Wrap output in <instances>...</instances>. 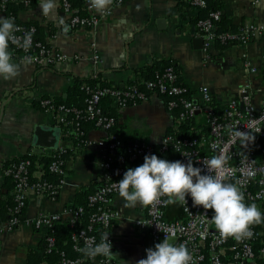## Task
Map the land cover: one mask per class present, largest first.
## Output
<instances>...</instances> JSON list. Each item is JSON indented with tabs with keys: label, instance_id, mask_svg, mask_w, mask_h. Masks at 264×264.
<instances>
[{
	"label": "crops",
	"instance_id": "crops-1",
	"mask_svg": "<svg viewBox=\"0 0 264 264\" xmlns=\"http://www.w3.org/2000/svg\"><path fill=\"white\" fill-rule=\"evenodd\" d=\"M214 1L231 29L254 21L264 24V0ZM201 10L191 0H108L102 10H94L102 16L100 24L87 27L68 23L70 15L61 0H54L48 11L42 9L41 0H31L29 6L20 5L16 14L19 22L35 25L42 41L80 58L51 66L25 63L9 44L12 60L19 68L11 79L0 76V200L13 195V181L4 172L8 164L29 152L43 157L55 149L33 144L39 124L59 127V147L71 152L57 200L30 192L23 220L42 211L63 213L75 206L80 190L100 187L103 151L98 141L106 132L89 127L87 142L76 147L69 133L57 123L55 114L42 105L46 97L67 98L78 77L128 88L146 80L136 73L137 69L167 60L178 67L180 82L190 87L196 97L202 85L208 86L218 108H223L246 83H251L254 101L259 104L264 97V37L226 46L213 40L206 47L204 34L197 25ZM86 12L91 13L87 8ZM148 93L146 99L134 105L119 108L109 103L119 114V135L126 146L160 145L167 129L175 126L176 116L168 109L167 99L155 91ZM35 175L39 176V171ZM112 203L122 215L111 227L115 243L112 258L115 264H137L146 257L145 250L155 246L150 229L139 225L147 215L148 204L133 205L120 194L113 196ZM167 217H183L179 201L170 199ZM46 235L47 230H37L26 223L12 231H0V264H27L31 252L45 247Z\"/></svg>",
	"mask_w": 264,
	"mask_h": 264
},
{
	"label": "built area",
	"instance_id": "built-area-1",
	"mask_svg": "<svg viewBox=\"0 0 264 264\" xmlns=\"http://www.w3.org/2000/svg\"><path fill=\"white\" fill-rule=\"evenodd\" d=\"M16 2L29 6L31 0H0V16L6 10L7 3ZM64 10L70 15L68 23L73 26L96 27L100 24L102 16L94 12L97 8L92 5V0H85L86 8L90 14L82 15L74 13L71 0H61ZM195 8L203 9L208 5L207 0H191ZM105 14V13H104ZM103 14V15H104ZM14 18L17 25L15 35L22 38L25 32L32 33L31 47L24 49L17 44L11 43L13 48L21 55L30 57L31 63L51 66L59 62L75 61L78 55H68L57 50L36 38L37 27L32 24L25 25ZM221 18L220 10H209L206 17L197 21L198 27L205 37V46L215 39H220L223 44L240 42L246 44L251 40L264 37V24L259 22H248L240 29H229L217 31V21ZM95 60L98 55L95 54ZM255 71V68H252ZM179 73L172 65L156 80H144L140 84H134L127 89H112L109 87L86 86L89 97L86 99L85 110L76 107L60 105L57 109L50 98L42 100L46 110L55 114L56 120L65 121V115L69 112L75 114L74 131L80 135L85 134L81 128L83 117L94 120L95 124L106 132L99 139L98 145L103 151L102 161V183L97 191L88 196V206L92 211L88 215L86 226L80 225V221L88 211L83 205L66 209L63 213L42 211L33 218L23 220V210L28 205L30 192L38 196H44L52 201L58 198L59 188L63 181L67 160L63 158L65 147L54 149L50 154L53 156L49 163V170L61 178L57 183L42 179V171L37 176V181L32 180L31 156L29 152L26 157L12 162L5 167V174L10 177L13 185L14 205L9 207L10 217L6 220L0 219V231H12L21 223L33 226L37 230H47L67 216L72 227L71 239L74 249L81 252L87 244L98 243L108 235L114 249V237L111 232L112 223L122 215L114 208L113 196L119 194L118 180L126 171L125 163L128 159L134 160L145 154L155 153V146L147 143L126 146L122 137L113 130L117 119L113 115L106 114L100 107L103 96L110 95L113 103L121 108L122 101L126 97L146 99L148 90L158 92L167 99V107L170 110L178 109V118L185 119L194 116L197 112L205 117L209 127V137L199 140L190 137H174L166 135L161 143L160 150H166L169 143L179 154L178 160L187 161L190 158L194 165H206L207 159L214 155L222 154L227 157L224 172L225 180L238 183L245 195V202H255L264 211V154L257 152L256 138L263 140L264 145V97L260 103L254 101L251 83L244 84L238 94L232 97L223 108L215 105L214 97L208 86L199 88L198 97L192 93L190 87L180 82ZM144 88V89H143ZM57 111V112H56ZM237 130L247 132V136H238ZM38 157H41L38 155ZM159 157V156H158ZM119 162V163H116ZM170 196L164 194L147 205V215L139 221L141 227H148L151 231L154 244L162 239L185 243L192 253L193 260L190 264H202L209 258V264H264V223L250 226L253 235L237 239L235 236H224L216 228L211 219L212 209H204L202 205H195L190 196L186 200H180L183 217L170 220L167 217V209ZM98 229L101 232L98 233ZM45 245L48 252L55 247V237L47 234ZM230 249L231 255H227ZM64 264H115L112 256L96 257L77 256L69 257L62 252ZM46 264V263H43Z\"/></svg>",
	"mask_w": 264,
	"mask_h": 264
},
{
	"label": "clouds",
	"instance_id": "clouds-1",
	"mask_svg": "<svg viewBox=\"0 0 264 264\" xmlns=\"http://www.w3.org/2000/svg\"><path fill=\"white\" fill-rule=\"evenodd\" d=\"M108 0H92L97 10H102ZM44 11L54 6V0H41ZM17 25L14 18L0 16V76L11 79L17 75L19 66L13 62L9 44L14 43L28 49L32 43V33L25 32L22 38L15 33ZM30 57H25L27 63ZM238 136H247V132L237 130ZM227 157L222 154L207 159L206 165L196 166L187 161L169 160L155 153L145 154L143 163L128 167L118 180V191L126 202L149 204L164 194L175 201L186 200L190 196L195 205L212 209L211 219L224 236L237 239L253 235V224L264 223V211L255 202L246 203L242 187L238 183L225 180ZM87 256L113 255L112 243L108 235L98 243H89L81 249ZM146 257L137 264H190L193 256L185 243H173L162 239L146 250Z\"/></svg>",
	"mask_w": 264,
	"mask_h": 264
},
{
	"label": "trees",
	"instance_id": "trees-1",
	"mask_svg": "<svg viewBox=\"0 0 264 264\" xmlns=\"http://www.w3.org/2000/svg\"><path fill=\"white\" fill-rule=\"evenodd\" d=\"M208 5L206 8H203L201 12L199 13L198 20L200 18L206 17L208 15L209 10H220L219 5L214 0H207ZM72 8L74 10V13H80L82 15H87L88 12H86L85 8V0H71ZM22 4L16 3V2H9L7 3L6 10L4 11L3 15L4 17H12L13 15L16 16L18 12L19 6ZM220 20L217 21V31H224L229 30L232 28V25L229 24L228 20L222 15L221 13ZM25 25H28L26 23H23ZM30 25V24H29ZM36 38L40 39L38 37V33H36ZM216 43L220 46H226L228 44H223L220 39H215ZM172 65L177 73L180 75V70L176 65L173 64L171 61L167 60H158L152 65H148L145 67H142L140 69L136 70V73L141 74L144 76L146 80H156L169 66ZM180 80V77H179ZM136 83V82H135ZM140 83V82H139ZM134 84V83H132ZM142 84H140L141 86ZM86 86L91 87H109L112 89H127L123 87L114 86L108 82H105L103 80L94 79V78H80L78 77L76 79L75 84L70 89L69 96L67 98L63 97H50L52 104L57 109L60 105H64L66 107H76L82 110H85L86 108V99L89 97V93L86 91ZM144 89V88H143ZM148 93V92H147ZM48 98V97H46ZM45 99V98H43ZM42 99V100H43ZM142 99L136 97V98H129L126 97L124 101H122L121 105L124 106H130L137 104L141 102ZM113 102V98L110 97V95H105L102 97L100 101V107L103 109V111L108 115H113L117 119V123L114 126L113 130L119 134V114L116 110H114L113 107L109 105V103ZM39 105L43 108L41 105V102H39ZM57 112V111H56ZM178 109L172 110L173 115L176 116V122L175 126H171L167 129V135H171L174 137H190V138H197L199 140H203L204 138L209 137V127L206 124L205 117L201 113H196L192 117H187L185 119H179L178 118ZM75 114L73 112H69L65 115V121H59L57 120V123L62 127V129L69 133V138H72V140L75 142L76 147H81L87 142V131L89 127H98L94 120L87 119L85 117L81 120V128L85 131V134H78L74 131L75 129ZM259 137L256 138V146L260 145V147L257 148V152L264 154V145L263 140H258ZM157 151V154L159 157L166 158L169 160H177L179 157V154L172 146V143H169V147L166 150H160L161 144L155 146ZM71 150L69 148H66V152L63 154V158L67 160V158L70 155ZM27 155V154H26ZM24 155V157H26ZM32 160L31 165V177L33 181H37L38 177L35 175V172L39 171L42 173L41 178L46 179L49 182L57 183L59 179L61 178V175H57L49 170V163L52 160L53 156L51 154L43 155V157H38L37 154H34L30 157ZM144 156H140L137 159L134 160H127L125 163V169L128 167H135L141 163H143ZM116 163H119L116 161ZM10 178V177H9ZM12 181V179L10 178ZM14 185V183H13ZM98 189L96 186H90L86 187L84 190H80L77 193L76 196V204L83 205L86 210L88 211L85 215H83L82 220L80 221V225L86 226L88 222V215L92 211V207L88 206V196L91 193H94ZM14 205L13 195H11L7 200H0V219L6 220L10 217L9 207ZM24 213V210H23ZM71 231L72 227L70 225V222L67 218H61L53 228L49 229L47 231V234L53 235L55 237V247L51 252H48L45 247L40 251H34L31 252L27 258V264H64L62 262V252L65 253L66 256L69 257H77V256H85L86 254L81 251L77 252L74 249V244L71 239ZM101 232V229H98V233ZM227 255L230 256L231 252L230 249H227ZM88 264H93L91 262H88ZM202 264H209V258L205 259V261Z\"/></svg>",
	"mask_w": 264,
	"mask_h": 264
},
{
	"label": "water",
	"instance_id": "water-1",
	"mask_svg": "<svg viewBox=\"0 0 264 264\" xmlns=\"http://www.w3.org/2000/svg\"><path fill=\"white\" fill-rule=\"evenodd\" d=\"M60 128L45 124L36 126L33 144L43 148H59Z\"/></svg>",
	"mask_w": 264,
	"mask_h": 264
}]
</instances>
